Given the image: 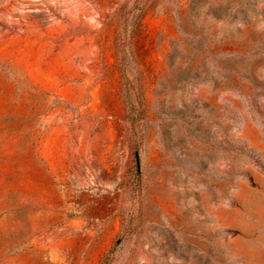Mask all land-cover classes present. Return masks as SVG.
Masks as SVG:
<instances>
[{"label": "rangeland", "instance_id": "rangeland-1", "mask_svg": "<svg viewBox=\"0 0 264 264\" xmlns=\"http://www.w3.org/2000/svg\"><path fill=\"white\" fill-rule=\"evenodd\" d=\"M0 264H264V0H0Z\"/></svg>", "mask_w": 264, "mask_h": 264}]
</instances>
